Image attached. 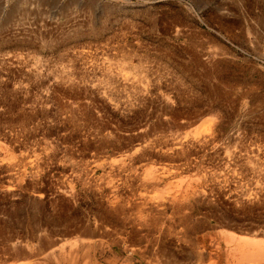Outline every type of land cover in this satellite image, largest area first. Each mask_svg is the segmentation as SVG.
<instances>
[{
	"label": "rangeland",
	"instance_id": "1",
	"mask_svg": "<svg viewBox=\"0 0 264 264\" xmlns=\"http://www.w3.org/2000/svg\"><path fill=\"white\" fill-rule=\"evenodd\" d=\"M0 264H264V0H0Z\"/></svg>",
	"mask_w": 264,
	"mask_h": 264
},
{
	"label": "bare ground",
	"instance_id": "2",
	"mask_svg": "<svg viewBox=\"0 0 264 264\" xmlns=\"http://www.w3.org/2000/svg\"><path fill=\"white\" fill-rule=\"evenodd\" d=\"M71 251V250H70ZM69 252V251H68ZM59 262V261H58ZM68 262V261H67ZM175 262V261H174Z\"/></svg>",
	"mask_w": 264,
	"mask_h": 264
}]
</instances>
